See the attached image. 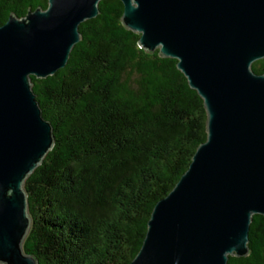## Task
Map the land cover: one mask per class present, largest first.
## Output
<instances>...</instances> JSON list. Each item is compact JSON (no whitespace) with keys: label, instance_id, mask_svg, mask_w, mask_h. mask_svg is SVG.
Segmentation results:
<instances>
[{"label":"water","instance_id":"95a60500","mask_svg":"<svg viewBox=\"0 0 264 264\" xmlns=\"http://www.w3.org/2000/svg\"><path fill=\"white\" fill-rule=\"evenodd\" d=\"M101 0H48L0 25V264H40L26 252L32 226L26 179L54 147L32 76L68 63L80 24ZM139 46L178 60L204 100L207 139L175 187L153 208L130 264H229L250 253L264 215V0H120Z\"/></svg>","mask_w":264,"mask_h":264},{"label":"trees","instance_id":"16d2710c","mask_svg":"<svg viewBox=\"0 0 264 264\" xmlns=\"http://www.w3.org/2000/svg\"><path fill=\"white\" fill-rule=\"evenodd\" d=\"M38 7L48 0H0V25ZM99 9L80 24L66 66L32 76L55 138L24 184L32 217L24 248L40 264H130L154 206L207 139L204 100L178 60L139 46L120 0ZM252 68L264 73V58ZM249 239L250 253L229 264H264V215L253 216Z\"/></svg>","mask_w":264,"mask_h":264}]
</instances>
